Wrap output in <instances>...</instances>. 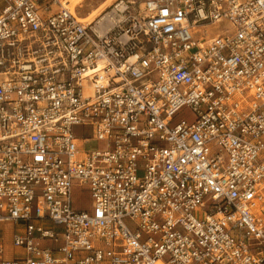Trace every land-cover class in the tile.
Segmentation results:
<instances>
[{
  "label": "built area",
  "instance_id": "1",
  "mask_svg": "<svg viewBox=\"0 0 264 264\" xmlns=\"http://www.w3.org/2000/svg\"><path fill=\"white\" fill-rule=\"evenodd\" d=\"M142 4L0 0V264H264V0Z\"/></svg>",
  "mask_w": 264,
  "mask_h": 264
},
{
  "label": "rangeland",
  "instance_id": "2",
  "mask_svg": "<svg viewBox=\"0 0 264 264\" xmlns=\"http://www.w3.org/2000/svg\"><path fill=\"white\" fill-rule=\"evenodd\" d=\"M113 1H116V0H79L78 2L73 0L72 3L75 4L74 10L76 11L78 17H80L83 20H88V19H91L93 15L99 13L103 9L106 10L109 7L108 5H110ZM138 4H139V1H136L133 5H128L129 6L128 11H131V9H133L134 11L137 10ZM109 9L106 12H108ZM126 24L127 26L129 25V23H126ZM219 26L222 27L223 25L221 24ZM215 27L216 26L209 27L208 36H211L215 33V30H214ZM181 117L191 118L190 113H188L187 111H183V113L181 114ZM102 146H103V143L101 142L90 141L89 143H86L84 145L83 149L84 150H95V149L101 148ZM74 200H75L76 206L81 207L83 209H89L90 201L88 197L86 196L81 197L79 195V192L75 191ZM0 238H2V241L4 244L5 256L10 257L14 253L17 255L20 254V251L18 249L14 250L11 247L9 227H6L4 231L0 232Z\"/></svg>",
  "mask_w": 264,
  "mask_h": 264
},
{
  "label": "bare ground",
  "instance_id": "3",
  "mask_svg": "<svg viewBox=\"0 0 264 264\" xmlns=\"http://www.w3.org/2000/svg\"><path fill=\"white\" fill-rule=\"evenodd\" d=\"M76 2H78L79 0H74ZM119 0H116V1H113L110 5H108L109 7L105 10L103 9L102 11H100L99 13L95 14L92 16L91 19H88V20H83L81 19L80 17H78L76 11L74 10V7H75V4H73V0H65V2H67V8H69L72 13L76 16V18L78 19V21L82 22V23H86V24H91L93 22H96V23H99V27H101V31L104 32L106 31L107 29L110 28V26L113 25V23L116 21V20H119V21H123V19H126V21H123L122 22V25L124 27H128L131 25V22L130 20L128 19V16L129 14H136V13H139L140 10L142 11V8H143V4H142V0H127L129 1V4L130 5H133L136 1H139V4H138V9L137 10H133L131 9V11H128L127 8H125L123 5L124 4H121L119 6H117L116 9H118L120 12L114 14L113 17L110 18V14L109 12H106L109 8L113 7L114 4H116ZM115 9V10H116ZM105 10V11H104ZM110 10V9H109ZM103 12V13H102ZM127 12V14H126ZM126 23H129V25L127 26ZM202 23H199V25H194V24H191L189 23V30L191 31L192 35H197L198 32H203V31H207V36H208V29L209 27L211 26H216V25H206V26H201ZM218 26L219 25H223L222 27L224 29H226L227 31H232L233 30V27L235 28V25L233 23H231L229 20L225 21V22H219V23H216ZM217 27V26H216ZM209 37V36H208ZM198 44H203V40L201 41H197Z\"/></svg>",
  "mask_w": 264,
  "mask_h": 264
}]
</instances>
